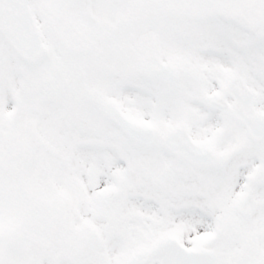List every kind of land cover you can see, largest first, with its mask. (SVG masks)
Segmentation results:
<instances>
[{"label": "snow or ice", "instance_id": "obj_1", "mask_svg": "<svg viewBox=\"0 0 264 264\" xmlns=\"http://www.w3.org/2000/svg\"><path fill=\"white\" fill-rule=\"evenodd\" d=\"M0 264H264V0H0Z\"/></svg>", "mask_w": 264, "mask_h": 264}]
</instances>
